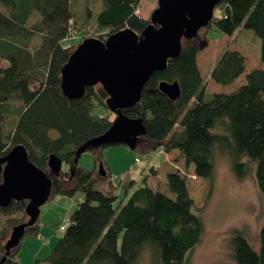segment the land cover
Here are the masks:
<instances>
[{"label":"trees","instance_id":"trees-1","mask_svg":"<svg viewBox=\"0 0 264 264\" xmlns=\"http://www.w3.org/2000/svg\"><path fill=\"white\" fill-rule=\"evenodd\" d=\"M142 1L0 0V157L17 145L24 146L29 161L51 180L45 203L56 196L80 194L76 209L68 215L69 224L62 233L56 232L61 236L44 258L50 264H139L145 253L152 264H187L188 255L203 239L202 218L178 170L165 176L169 195L160 189L158 169L152 167L142 185L120 180L121 198L113 191L104 194L95 188L98 165H103L105 176L111 174L104 150L118 145L88 148L85 152L92 153L95 162L90 170L80 166L81 157L75 161L78 148L110 129L114 112L107 107L108 94L100 84L86 87L79 99L66 98L61 70L87 38L105 41L126 28L141 35L151 23L150 17L136 14ZM215 10L219 14L201 29L204 37L208 39L210 32L232 37L241 28L250 35L253 32L260 40L261 67L247 71L245 56L227 46L209 76L228 86L244 74L243 84L205 100L207 83L197 64L202 50L198 33L182 39L179 56L153 73L140 102L122 113L142 119L146 130L134 150L147 154L157 149L175 151L188 164L207 168L211 184L216 158L224 157L236 180L252 175L264 195V0H220ZM35 16L39 21L28 27ZM37 34L40 43L31 50L30 41ZM75 34L81 35L78 42L65 43ZM175 81L180 96L170 100L158 84ZM11 101L21 106L10 110ZM9 114H16L17 119L6 136L7 143L3 126ZM51 156L62 161L58 175L49 169ZM27 204V200L12 201L0 208V213L10 216L0 225V264H22L23 240L39 236L38 217L17 246L9 251L5 248L12 229L28 221ZM230 241L235 264H264V224L257 251L241 231L232 232ZM35 263L41 262L36 258Z\"/></svg>","mask_w":264,"mask_h":264},{"label":"rangeland","instance_id":"rangeland-1","mask_svg":"<svg viewBox=\"0 0 264 264\" xmlns=\"http://www.w3.org/2000/svg\"><path fill=\"white\" fill-rule=\"evenodd\" d=\"M158 0H144L141 5L142 16L148 17L157 8L150 9ZM152 10V11H151ZM215 10L214 15H218ZM39 21L35 16L28 22V27ZM248 30L241 28L232 37L222 33L210 32L208 39L203 35L204 30L199 31L201 35L202 50L199 52L198 64L204 76L205 82L211 80L209 74L218 55L229 46L230 50L238 49L246 58L248 70H252L259 62L260 40ZM80 34L65 41V43L78 42ZM41 35L37 34L30 41V49L38 47ZM260 63V62H259ZM244 80V77L241 78ZM238 80L239 82L241 81ZM214 88L208 84L205 100H210L213 93L224 92L225 86L215 83ZM243 84V83H242ZM238 85V82L235 84ZM230 90V88L228 87ZM10 110L21 106V102L11 101ZM116 115L112 113L110 119L114 120ZM17 119L16 114H9L3 126V140L8 143L6 136L14 129ZM160 149L149 154L132 150L126 145L108 147L104 150V158L108 167L111 168L110 175L101 176L99 165L96 177L98 182L95 188L104 194L115 192L123 197V191L119 187L120 180L127 183L135 180L136 184L142 185V179L150 172L152 167L157 168L160 177V189L167 193L166 174L178 170L186 179L190 197L195 203L204 224V235L201 243L188 255L187 264H235L232 256V245L230 237L235 230L241 231L248 240L251 247L257 251L259 248V233L264 224V195H262L250 175L244 181L239 182L231 172L229 162L226 158L218 156L215 162V173L213 183H210L209 171L185 162L180 154L169 156ZM139 159V162H136ZM192 165V168H191ZM80 166L92 169L95 166L92 153L85 152L81 155ZM202 169V170H201ZM211 190V193H210ZM80 194L74 197L56 196L40 208L39 221L41 225L39 236L26 237L21 245L19 261L22 264H36V258L40 264H50L44 261L50 250L56 244L61 234L56 233L58 226L63 224V219L75 209L76 201ZM10 216L0 213V225L6 223ZM139 264H152L148 253L143 254Z\"/></svg>","mask_w":264,"mask_h":264},{"label":"water","instance_id":"water-1","mask_svg":"<svg viewBox=\"0 0 264 264\" xmlns=\"http://www.w3.org/2000/svg\"><path fill=\"white\" fill-rule=\"evenodd\" d=\"M220 0H158L150 16L151 23L141 35L130 28L110 35L83 40L61 70V90L70 100L83 97L86 87L100 84L108 94L110 111L116 114L112 126L103 135L87 141L76 151V162L90 147L96 145H126L134 150L139 137L145 135L142 119H130L123 109L138 104L143 89L155 72L164 70L168 61L180 54L183 38L196 37L214 16ZM158 89L170 100L180 96L177 81L160 82ZM51 173L58 175L62 161L56 156L48 160ZM99 174L105 176L103 165ZM0 208L12 201L27 200L26 223L15 226L5 244L7 251L17 246L27 227L40 215L48 199L51 180L28 159L22 145L15 146L0 157Z\"/></svg>","mask_w":264,"mask_h":264},{"label":"crops","instance_id":"crops-1","mask_svg":"<svg viewBox=\"0 0 264 264\" xmlns=\"http://www.w3.org/2000/svg\"><path fill=\"white\" fill-rule=\"evenodd\" d=\"M144 1V0H143ZM143 1H142V3H141V5H143ZM156 4L157 3H153V4H151L150 6V9H154L155 8V6H156ZM141 5H140V8L138 9L139 10V15L142 17V18H144V19H147V18H149L150 16H148V17H144V16H142V13H141ZM151 10V11H152ZM235 50H237V51H240V50H238V49H235ZM241 52V51H240ZM198 56H199V54L197 55V64H198ZM245 56V55H244ZM198 67H199V64H198ZM261 67V64L258 62V64H257V66H255V68H260ZM263 68V67H262ZM199 70H200V72H201V69H200V67H199ZM211 71V70H210ZM247 71H250V70H248L247 69ZM201 75H202V77H203V79H204V76H203V74H202V72H201ZM244 76V74L243 75H241L233 84H231V85H228V86H225L226 88H224V89H226V90H224V92H219V93H229V92H231V91H233L234 89H236L238 86H240L242 83H243V81L244 80H242L241 78ZM241 79V81L239 82L238 80H240ZM205 80V79H204ZM238 82V85H235L236 83ZM208 84H211V86H213L214 88H217V87H215V85L214 84H212L211 83V80H208L207 81V87H208ZM228 87L230 88V90L228 89ZM175 151H172V152H170V153H168L167 155H168V157L169 156H172V155H175ZM109 169L111 170V168L109 167ZM122 181V180H121ZM125 180H123V182H124Z\"/></svg>","mask_w":264,"mask_h":264},{"label":"built area","instance_id":"built-area-1","mask_svg":"<svg viewBox=\"0 0 264 264\" xmlns=\"http://www.w3.org/2000/svg\"><path fill=\"white\" fill-rule=\"evenodd\" d=\"M136 14L139 15V10L136 11ZM136 162H139V159H136ZM68 224H69V217L66 216V217L63 219V224L60 225V226L57 228L56 232H57V233H62V232L64 231L65 227H66Z\"/></svg>","mask_w":264,"mask_h":264}]
</instances>
